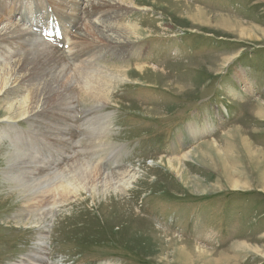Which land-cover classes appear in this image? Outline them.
Listing matches in <instances>:
<instances>
[{"label":"rangeland","instance_id":"374dc122","mask_svg":"<svg viewBox=\"0 0 264 264\" xmlns=\"http://www.w3.org/2000/svg\"><path fill=\"white\" fill-rule=\"evenodd\" d=\"M2 1L0 5L6 6L0 7L4 25L32 31L40 44L49 47H57L48 42L53 26L65 25L76 4L74 0ZM126 1L125 6L132 8ZM138 1H133L137 9H151L126 12L121 23L137 24L152 36L133 43L146 49L145 58L125 54L118 59L99 44L103 52L99 57L67 65L77 71L91 61L90 69L131 65L133 70L143 62L161 72L143 79L132 72L129 81L112 82L113 102L118 106L97 110L93 124L86 122L89 119L78 124L80 134L72 142L79 152L69 161L60 157L67 141L61 136L35 140L38 159L45 158L47 166L59 165L53 171L60 177L48 205L52 215L39 219L35 227H16L12 222L15 217L43 210L40 195L32 196L21 183L9 182L5 174L14 152L30 148L25 139L14 146L10 139H0V148L6 149L0 151V264L22 261L40 246V238H44L41 245L47 253L45 264H264V165L242 161L232 139L237 128L244 142L264 151V117L259 118L264 113V0H180L183 3L176 7L180 12L171 8L176 3L170 0H157L156 4V0ZM36 4L43 10L42 25L38 19L28 20ZM196 7L211 13V23H193L186 18ZM78 13L82 26L100 22L99 17L88 20L86 14ZM217 14L231 18L234 29L215 28ZM67 25L66 35H57L63 42L61 49L74 59L76 52L88 51L95 43L74 40ZM83 31L97 39L87 27L83 26ZM44 32L51 34L48 39ZM11 46L3 45L0 69L22 59L31 48ZM254 101L261 102L260 112V107H251ZM78 104L80 112L91 107L84 97ZM14 128L30 131L28 122ZM102 132L105 136H98ZM213 140L217 149L205 145ZM201 146L203 150L193 161ZM43 148L49 150L47 157ZM260 155L264 159V154ZM48 156L60 159L53 163ZM81 158L86 160L76 161ZM160 158L167 162L155 161ZM173 160L177 161L170 162ZM72 162V168L77 163L91 168L93 176L97 167L109 172L128 168L138 176L122 196L97 194L93 198L82 191L59 205V193L72 191L68 175L81 172L79 165L71 171L61 170ZM229 171L238 174L230 176ZM196 206L210 207L212 224ZM224 214L230 217L223 225L228 233L225 228L219 230L218 215ZM193 220L200 227L198 239L192 232ZM224 234L225 239L219 240ZM176 249L183 255L176 256Z\"/></svg>","mask_w":264,"mask_h":264},{"label":"bare ground","instance_id":"6f19581e","mask_svg":"<svg viewBox=\"0 0 264 264\" xmlns=\"http://www.w3.org/2000/svg\"><path fill=\"white\" fill-rule=\"evenodd\" d=\"M74 1L76 3L75 5H73L75 6L73 10L74 12L72 14V17L68 19V23L70 24L71 29L70 34L73 36L74 40L85 39L87 41L95 43V45L90 47L88 51L84 49L85 52L83 53L81 51L76 52L74 59L72 57H67V52L61 49L63 43L60 42L59 39L56 38L54 40H51V42H56L55 44H57V47H49L47 45L44 46L43 44H40L38 42L37 37L33 36L32 31L27 32L22 28L20 29V27L16 25H4V19L0 17V53H2L0 54V56L3 55V52L5 50L3 48V45H5L6 48L8 47V49L12 47L11 45L13 43L17 44L20 47L23 45L26 48L29 46L31 48L33 47L32 49L30 48L27 50L22 59H18L17 61L15 60V62H12L13 65L8 64L6 66H2L0 69V123L5 124L1 126L0 139H10L9 142L13 146L16 143L18 144L20 140L25 139L27 141V146L30 148L24 150L25 153H18L17 151L14 152L13 156L8 159V166L6 168L7 172H5V174L7 175V180L9 182L21 183V188H27L28 192H31L32 196L39 194L40 198L42 199L40 203L44 207L43 210L37 213V215L27 213L23 216L15 217L12 223L16 227H35L38 225L39 219L52 215V211L48 207V205L50 203V200L52 199L51 196L54 192L55 180L57 178H60L59 175L56 174V171L53 170L59 165L47 166L48 162L45 158H43L42 160L38 159L39 153L36 150L35 140H37L38 137L47 138L51 136H61L63 140L67 141L65 147H63L65 148L63 150V152L65 153L59 155L60 157H64V160L68 158L69 161L72 155L79 152L74 147L76 146L75 143L72 142L74 137L76 138V136L80 134L79 130H77V128L80 126L78 124L88 119L91 120L93 118H98L97 110L102 109V107H105L106 105H117L113 102L114 90L111 86L112 82H115L118 79L124 82L129 81V79L133 77L132 72H134V74L138 76V79L147 78L150 73L160 74L161 72L156 68H150L143 62H141L140 65H135V69L133 70L131 69V65H119L117 67L104 66L98 69H90L92 68L90 66L91 61H88V66L82 69L78 68L76 69L77 71L68 67L67 64L72 63V61H82L83 58L86 57V60H90L88 58H91L95 55L98 56V54L102 55V48L99 44H101L102 46L104 45L107 52L112 53L114 56H117L118 59L123 58L122 56H124L125 54H127V57L129 58L132 56H138L139 58L140 56H143L141 57V59H143L145 58L144 55L146 53V49H142L141 43L138 44V47L133 43L148 37H152L147 35L148 32H146L145 29L137 24L121 23L122 15L126 12H132L136 10L145 11L151 9L146 7L137 9V3L133 2L135 0L126 1V3L128 4L131 3L132 8L125 6L126 4L123 2V0ZM151 1L152 0H149V2ZM170 1L176 3L173 4L174 7H171L174 10L178 6V2H182L180 0ZM46 2L50 3V0H46ZM138 2L143 3L146 2V0H140ZM155 2H157V0L154 1V3ZM61 5L63 6V4ZM38 6L39 5L36 4L35 10L31 12L34 15H31V17L28 19L29 22L30 20H37L40 16H42V10L40 11L38 9ZM0 7L4 8L6 6L0 5ZM80 11L82 12V15H87L88 20H92L94 18L96 19L97 17H99V23H84L85 25H83L85 26V28L87 27L88 31H90V33H92L97 39H90L86 35V33L84 34L82 18H80L78 13ZM176 11L180 12L182 10L176 9ZM19 13L25 14L26 12L19 11ZM208 14L211 13L205 9L196 7V9L191 8L189 12H187L186 18L193 23H211V20L209 18L210 16H208ZM217 15L219 19L218 21H215V28L229 30L233 27L231 18L221 14ZM109 20H111V22L113 23H108ZM24 23L27 24V22ZM208 23L204 24L208 26ZM60 26L62 30L66 32L65 25ZM96 43L99 46L96 45ZM9 58L11 59V57ZM7 61L6 63H8ZM72 71L74 72V74H70V72ZM130 73L131 78L129 76ZM153 84H155V82ZM83 97L86 101L91 103V107L87 112L79 111L80 106L78 103H81ZM252 106L260 107L258 111H261V102L254 101L251 104V107ZM261 117H264L263 112L259 116V118ZM20 122L26 124L28 122L30 131H14V127L17 124H20ZM91 123L93 124L94 121H91ZM234 131L235 132L233 133L232 139L234 140L235 147L237 149L239 148V151L237 153L240 154L241 160L244 162L250 161L254 162L255 164L264 165V159H262V156L260 155L262 153L264 154V151L255 147L248 140H245L244 142V139L239 136V130H237V128H235ZM85 133H87L86 129H84V134ZM12 136L17 137L18 141L16 140V138H12ZM98 136H105V132H102ZM208 144L212 145L213 149H217L216 147H214L215 140L208 142L205 145ZM203 148L204 147L201 146L199 150H195L196 155L195 158H193V161L197 160L196 156L199 155L200 151L203 150ZM43 149L47 157L49 150L45 148ZM4 150L6 149L0 148L1 153H3ZM69 150L70 153H68ZM193 154L194 152L190 153L189 156L192 157ZM92 156H90V159H92ZM60 157L58 156V158L54 159L52 162L55 163L60 159ZM84 160L86 159L81 158L76 161ZM155 161L162 162L161 164H163V162H167L166 158H160L159 160ZM176 161L177 160H173L170 162ZM74 162L61 169L63 171H65L66 169L68 171H71L79 165L78 168L79 170H81V172L75 173V175H68L67 183L70 187H72V191L64 190L63 192L59 193V205L67 204L71 200V197L72 195H74V193H81L82 191L89 192L93 198L97 194L108 195L115 193L117 196H122L123 193L129 192L132 187V180L136 179L138 176L136 170H134L133 172L132 170H128V168L124 167V169H120L119 171L114 172H109L102 167H97L93 176V170H91V168L89 167H86L85 165V167H83V164L77 163L72 168V164ZM126 173L128 174V177L125 176ZM228 173L230 174V176L238 174L232 171H229ZM236 184L238 185V183ZM237 185L235 186L238 187ZM42 239L44 238H40V241L43 243ZM42 243L39 244L40 246H36L35 248H33L35 250H32L29 255L26 256L22 261L15 264H45L47 253L44 250V246L41 245ZM240 245H242V243ZM175 254L176 256H181L183 255V252L179 249H176ZM185 262H187V260ZM181 263L185 264L184 262Z\"/></svg>","mask_w":264,"mask_h":264}]
</instances>
